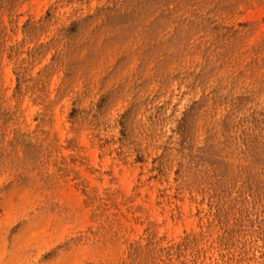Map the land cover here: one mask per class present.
Listing matches in <instances>:
<instances>
[{"label": "rangeland", "instance_id": "obj_1", "mask_svg": "<svg viewBox=\"0 0 264 264\" xmlns=\"http://www.w3.org/2000/svg\"><path fill=\"white\" fill-rule=\"evenodd\" d=\"M0 264H264V0H0Z\"/></svg>", "mask_w": 264, "mask_h": 264}]
</instances>
